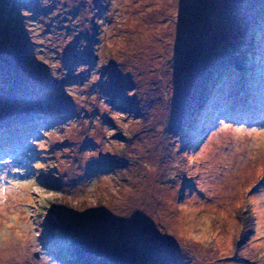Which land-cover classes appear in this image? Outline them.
I'll return each mask as SVG.
<instances>
[{
	"label": "rangeland",
	"instance_id": "obj_1",
	"mask_svg": "<svg viewBox=\"0 0 264 264\" xmlns=\"http://www.w3.org/2000/svg\"><path fill=\"white\" fill-rule=\"evenodd\" d=\"M261 132L264 0H0V264H264Z\"/></svg>",
	"mask_w": 264,
	"mask_h": 264
},
{
	"label": "snow or ice",
	"instance_id": "obj_2",
	"mask_svg": "<svg viewBox=\"0 0 264 264\" xmlns=\"http://www.w3.org/2000/svg\"><path fill=\"white\" fill-rule=\"evenodd\" d=\"M227 127V125L225 126ZM253 133L249 132L248 135L251 136ZM261 136L264 137V132H261ZM25 188H27V185H24ZM31 202V201H29Z\"/></svg>",
	"mask_w": 264,
	"mask_h": 264
},
{
	"label": "trees",
	"instance_id": "obj_3",
	"mask_svg": "<svg viewBox=\"0 0 264 264\" xmlns=\"http://www.w3.org/2000/svg\"><path fill=\"white\" fill-rule=\"evenodd\" d=\"M7 60H8L7 62H9V61H10V60H9V57L7 58ZM7 62H6V63H7ZM9 63H10V62H9Z\"/></svg>",
	"mask_w": 264,
	"mask_h": 264
},
{
	"label": "bare ground",
	"instance_id": "obj_4",
	"mask_svg": "<svg viewBox=\"0 0 264 264\" xmlns=\"http://www.w3.org/2000/svg\"><path fill=\"white\" fill-rule=\"evenodd\" d=\"M19 76V75H18ZM1 83H2V81H1ZM20 123H22V122H20ZM20 125V124H19Z\"/></svg>",
	"mask_w": 264,
	"mask_h": 264
}]
</instances>
